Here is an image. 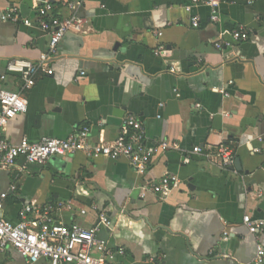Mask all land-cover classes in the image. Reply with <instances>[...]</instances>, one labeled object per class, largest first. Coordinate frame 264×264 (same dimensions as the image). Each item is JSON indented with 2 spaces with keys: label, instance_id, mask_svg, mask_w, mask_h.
<instances>
[{
  "label": "crops",
  "instance_id": "1",
  "mask_svg": "<svg viewBox=\"0 0 264 264\" xmlns=\"http://www.w3.org/2000/svg\"><path fill=\"white\" fill-rule=\"evenodd\" d=\"M247 1L224 0L212 24L205 7L186 13V0H0V16L16 8L20 19L32 20L34 6L49 2L55 15L66 17L63 4L72 3L88 22L85 33L62 38L52 75L39 74L21 90L7 62H36L49 38L34 25L0 19V88L28 100L27 112L6 126L9 143L64 139L85 126L94 142H108L132 116L149 141L177 147L155 156L143 177L124 159L75 153L37 165L18 158L0 168L4 219L16 222L28 203L70 202L71 209L53 211L54 220L90 228L98 223L89 208L96 204L110 221L97 237L110 250H124L115 264H252L256 248H264V230L249 234L242 218L264 217V0ZM194 16L198 28L191 27ZM238 28L247 41H233ZM221 144L234 150L239 169H222L192 152ZM165 173L178 177L177 188L164 200L142 197L141 189ZM0 264L27 263L7 251Z\"/></svg>",
  "mask_w": 264,
  "mask_h": 264
},
{
  "label": "built area",
  "instance_id": "2",
  "mask_svg": "<svg viewBox=\"0 0 264 264\" xmlns=\"http://www.w3.org/2000/svg\"><path fill=\"white\" fill-rule=\"evenodd\" d=\"M184 11L205 7L209 10L208 20L212 24L219 22V8L224 0H186ZM247 4H251L248 0ZM69 10L66 17L54 14L55 6L45 2L42 6H34V19H20L18 9L11 8L0 16L2 22H21L24 26H36L48 35V51L41 54L36 62L21 58H12L6 64L8 73H18L22 80V89H30L35 84L37 75L50 76L52 70L50 63L56 57L57 47L67 33L82 34L86 32L87 20L77 15L72 3L63 4ZM192 28H198L199 18L194 16L190 20ZM234 42H245L249 34L243 28L232 31ZM228 46V43L224 44ZM217 48L221 46L216 44ZM163 46H158L155 54L163 51ZM84 73H81L83 76ZM1 80L5 76L0 77ZM217 92L228 97L224 90ZM199 107V106H197ZM28 109V100L21 91H10L0 88V166L12 167L18 158H23L27 164L44 165L54 157L83 154L87 159L105 157L110 160L124 159L134 174L139 177L146 175L152 159L175 145L164 141H149L143 124L132 116L125 118L118 130L116 138L112 141L94 142L91 128L88 126L77 128L64 139L43 137L38 142H28L22 139L19 144L9 143L4 133L8 122L17 115L25 114ZM194 154H202L205 159L224 169L231 167L235 155L234 150L226 144L217 148H193ZM183 159V162H187ZM180 180L171 173H165L155 183L144 186L142 197L145 193L166 199L177 188ZM14 191V188H11ZM6 194H0V254L7 251L17 253L27 264H115L117 256H123L124 250L116 251L107 248L106 243L97 237L100 228L110 226L107 215L100 211L96 204L90 205V210L98 213V223L90 228H83L77 224L65 225L56 222L52 216L55 209H71L70 202H60L52 205H38L28 203L23 205L17 213V221L9 222L2 216ZM87 209H81L80 214L85 215ZM242 224L251 235H256L264 230V217L253 219L243 216ZM252 264H264V248L258 246Z\"/></svg>",
  "mask_w": 264,
  "mask_h": 264
},
{
  "label": "water",
  "instance_id": "3",
  "mask_svg": "<svg viewBox=\"0 0 264 264\" xmlns=\"http://www.w3.org/2000/svg\"><path fill=\"white\" fill-rule=\"evenodd\" d=\"M13 76H17V77H20V74L18 73H9ZM0 168H3V169H6L7 167L5 166H0ZM231 169H239V160L235 159L232 166L230 167Z\"/></svg>",
  "mask_w": 264,
  "mask_h": 264
}]
</instances>
